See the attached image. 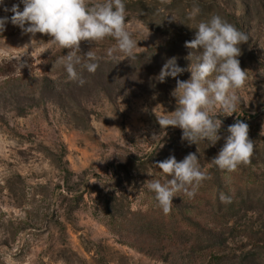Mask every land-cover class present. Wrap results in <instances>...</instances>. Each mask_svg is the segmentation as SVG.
Wrapping results in <instances>:
<instances>
[{"label":"rangeland","instance_id":"obj_1","mask_svg":"<svg viewBox=\"0 0 264 264\" xmlns=\"http://www.w3.org/2000/svg\"><path fill=\"white\" fill-rule=\"evenodd\" d=\"M124 3L136 58L110 59L111 37L82 41L81 54L92 49L99 58L94 74L78 67L83 86L57 63L68 49L48 43L47 35L37 33L27 49L30 35L18 26L9 22L0 32V264H264L263 235L254 234L264 210L258 201L264 199V0ZM13 4L20 0H3L0 17H10L3 8ZM194 5L200 12L189 18ZM214 15L249 35L238 57L248 79L236 113L218 116L222 138L214 146L190 145L180 128L162 130L157 119L175 110L176 80H188L190 72L163 83L155 77L171 57L180 67L191 63L185 42ZM237 119L249 125L254 152L247 166L224 171L222 184L240 187L255 213L231 221L234 230H226L218 250L198 240L212 227L211 177L192 199L178 193L167 215L145 182L171 178L155 166L170 155L181 161L196 153L208 174ZM131 161L143 168L134 170ZM101 191L116 198L110 209Z\"/></svg>","mask_w":264,"mask_h":264},{"label":"clouds","instance_id":"obj_2","mask_svg":"<svg viewBox=\"0 0 264 264\" xmlns=\"http://www.w3.org/2000/svg\"><path fill=\"white\" fill-rule=\"evenodd\" d=\"M20 4L23 5L22 10ZM20 4L3 8L4 12H11L12 15L0 17V32L10 22L18 26L22 34L30 35V43L22 48H32L36 34L40 33L50 37L48 43L68 49L57 63L62 65L70 81H78L83 86L86 81L78 67L92 74L99 67V58L92 49L81 54L82 41L95 44L111 37L116 45L107 50L110 59H116L117 54H123L129 60L136 58L138 41L126 25L124 0H20ZM0 5H3V0H0ZM199 12V7L194 5L189 18ZM172 21H176L174 16H171ZM195 30L194 38L184 45L192 50L185 57L191 63L187 67H180L178 58L171 57L155 77L163 83L166 77L177 78L184 72L191 74L188 80H176V87L171 93L175 98V110L157 119L162 130L169 126L180 128L181 140L190 145L207 141L214 146L222 138V120L218 116L236 113L240 104L238 92L248 79L247 71L241 68L238 57L241 55L240 45L248 42L249 35L219 15L199 22ZM194 52L199 53L194 57L195 62ZM25 66L26 62L22 68ZM227 132L229 135L225 138V144L211 164L231 173L239 166L251 163L254 142L249 138V125L240 119L229 125ZM155 166L171 177L165 183L160 180L145 182L165 215L171 212L173 198L178 197V193L192 199L202 182L210 179L201 170L196 153L187 154L181 161L170 155ZM219 200L224 204L232 202L231 196L223 192L219 194Z\"/></svg>","mask_w":264,"mask_h":264},{"label":"trees","instance_id":"obj_3","mask_svg":"<svg viewBox=\"0 0 264 264\" xmlns=\"http://www.w3.org/2000/svg\"><path fill=\"white\" fill-rule=\"evenodd\" d=\"M131 167L135 170V169H142V165L139 163H136L135 161H131ZM130 167V168H131ZM127 172V168L125 169ZM125 171V172H126ZM122 171H120L118 169V177L121 176L122 173H120ZM224 171H220L218 168H215L213 170H211L208 173V176H210L212 178L211 181V189L213 192V196L215 197H211L210 200V206L212 211V222L210 223V225L212 227L205 229L208 231L207 234H205L203 237H200L198 240L199 241H209V247L210 248H216L218 250L221 249L220 244H225L227 241V237L224 235L226 233V230H231L233 229L232 227H230V222L233 221V223H236L239 219H241L243 216H248V214H250V212L255 213V211L253 209H247V203L249 201V198H246L243 195V190L238 187V186H233L234 190L232 189V191L229 189V185L223 187V180H224ZM210 182V181H208ZM103 191H101L102 194ZM223 192L228 196H231L232 198V202L230 204H224L221 203L219 200V194ZM103 193L102 196L107 198L106 200V209H110L112 206V203L115 201V197L113 195L112 192H108L107 195H105ZM113 196V197H112ZM263 201V198H260L258 200ZM253 210V211H250ZM260 217L256 218L259 219L260 221V226L259 228H257L256 233L254 234H260L263 235V237L260 236V239L258 240V244L260 242H262L264 244V210L259 212ZM242 216V217H241ZM253 216V215H252ZM250 219L247 223L245 222L244 227L246 228H250L252 227V224L254 223L253 219H255L254 217H250L247 218ZM191 225H199L198 222H191ZM219 230V231H218ZM234 230V229H233ZM253 230V228H252ZM206 231V232H207ZM221 245V246H222ZM219 256V255H217Z\"/></svg>","mask_w":264,"mask_h":264}]
</instances>
